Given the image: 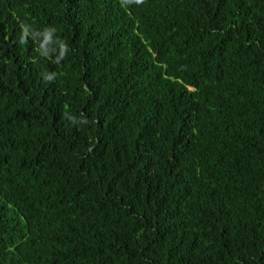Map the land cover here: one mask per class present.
Here are the masks:
<instances>
[{
    "label": "trees",
    "instance_id": "trees-1",
    "mask_svg": "<svg viewBox=\"0 0 264 264\" xmlns=\"http://www.w3.org/2000/svg\"><path fill=\"white\" fill-rule=\"evenodd\" d=\"M0 264H264V0H0Z\"/></svg>",
    "mask_w": 264,
    "mask_h": 264
}]
</instances>
